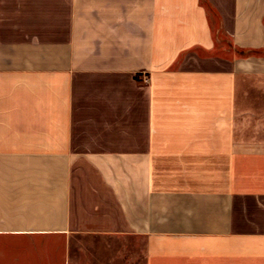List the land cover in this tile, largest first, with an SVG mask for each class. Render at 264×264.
Segmentation results:
<instances>
[{
	"label": "crops",
	"instance_id": "crops-1",
	"mask_svg": "<svg viewBox=\"0 0 264 264\" xmlns=\"http://www.w3.org/2000/svg\"><path fill=\"white\" fill-rule=\"evenodd\" d=\"M0 264H264V0H0Z\"/></svg>",
	"mask_w": 264,
	"mask_h": 264
},
{
	"label": "rangeland",
	"instance_id": "rangeland-1",
	"mask_svg": "<svg viewBox=\"0 0 264 264\" xmlns=\"http://www.w3.org/2000/svg\"><path fill=\"white\" fill-rule=\"evenodd\" d=\"M217 36V47L219 48V50H228L229 52L232 51V46L230 44V40L228 37H223L221 36L219 33H216ZM221 37V38H220Z\"/></svg>",
	"mask_w": 264,
	"mask_h": 264
},
{
	"label": "trees",
	"instance_id": "trees-1",
	"mask_svg": "<svg viewBox=\"0 0 264 264\" xmlns=\"http://www.w3.org/2000/svg\"><path fill=\"white\" fill-rule=\"evenodd\" d=\"M240 52H241V53H247L248 51H247V52H246V51H240Z\"/></svg>",
	"mask_w": 264,
	"mask_h": 264
}]
</instances>
